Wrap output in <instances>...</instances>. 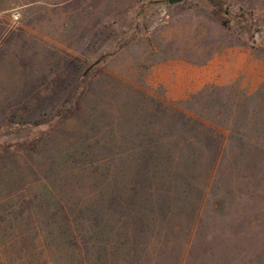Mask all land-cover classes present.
I'll return each mask as SVG.
<instances>
[{
  "label": "rangeland",
  "instance_id": "rangeland-1",
  "mask_svg": "<svg viewBox=\"0 0 264 264\" xmlns=\"http://www.w3.org/2000/svg\"><path fill=\"white\" fill-rule=\"evenodd\" d=\"M123 6L0 0V264H264V81L150 64L214 54L182 48L186 10L264 30L228 0Z\"/></svg>",
  "mask_w": 264,
  "mask_h": 264
},
{
  "label": "crops",
  "instance_id": "crops-1",
  "mask_svg": "<svg viewBox=\"0 0 264 264\" xmlns=\"http://www.w3.org/2000/svg\"><path fill=\"white\" fill-rule=\"evenodd\" d=\"M104 2L109 0H103ZM124 3V16L135 17L137 10L148 0H117ZM153 1V0H151ZM237 4L240 8L251 10L256 22L264 30V0H228ZM190 17V21L187 18ZM192 21V22H191ZM172 32L182 34V48L194 43H206L211 38V48L214 54L209 59L201 61H190L186 58H168L160 62H150L152 71L156 66H197L200 69L211 65H220L222 68L218 81L222 84L238 83L241 87L255 89L264 81V57L259 56L261 51L264 55V48H256L248 43L240 41L238 36L232 35L230 27L215 17L210 11L196 13V9L183 11L173 16ZM126 33V32H125ZM196 82L203 80L197 78ZM185 92V89H184ZM184 95H186L184 93Z\"/></svg>",
  "mask_w": 264,
  "mask_h": 264
},
{
  "label": "water",
  "instance_id": "water-1",
  "mask_svg": "<svg viewBox=\"0 0 264 264\" xmlns=\"http://www.w3.org/2000/svg\"><path fill=\"white\" fill-rule=\"evenodd\" d=\"M180 0H169L170 3H176L179 2Z\"/></svg>",
  "mask_w": 264,
  "mask_h": 264
}]
</instances>
